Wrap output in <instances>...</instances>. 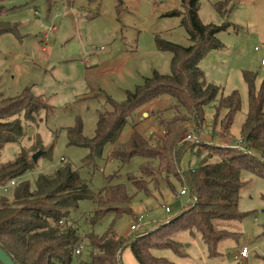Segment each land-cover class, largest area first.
<instances>
[{"label":"rangeland","instance_id":"obj_1","mask_svg":"<svg viewBox=\"0 0 264 264\" xmlns=\"http://www.w3.org/2000/svg\"><path fill=\"white\" fill-rule=\"evenodd\" d=\"M225 1L203 0L198 12L203 24L230 23L229 29L217 36L223 48L210 53L200 62V67L207 82L219 86L224 95L232 91L240 94L241 110L235 115L228 135L223 132L221 118L213 122L212 108L216 105L205 109V122L198 139L194 128H189L184 136V141L192 142H187V146L195 142L196 147L182 156L183 171L196 168L202 161L217 163L216 156L206 155L214 154L217 146L240 145L239 134L248 102L242 74L245 71L256 74L258 86L264 77V0H232V10L223 20L214 5ZM68 2L0 0V20L18 24L16 35L0 36V95L13 98L30 88L35 96L48 99L51 107L37 124L27 123L28 131L19 146L6 145L0 163L11 161L21 147L30 149L36 135H40L43 145L53 147L48 155L38 158L35 172H51L65 160L79 167L86 152L65 145L66 129L80 122L83 135L92 138L99 114L108 109V98L122 103L126 93L142 85L153 72L169 74L171 54L156 48V36L181 47L190 45L188 34L180 26L181 20L167 16L180 9V0H70L69 5ZM173 102L169 96L160 97L140 108L125 125L118 143L126 142L133 132L146 139L154 136L152 142L160 139L163 134L155 117L171 118L169 108ZM111 150H105L103 160L98 161V170L92 173L78 169V174L97 194L110 176L111 184H125L133 194L126 176L136 174L142 160L134 159L121 168L110 158ZM34 173L26 175V179L34 178ZM242 178L247 183L238 200L243 219L219 225L218 229L237 236L219 244L221 254L217 260L208 257L199 239L192 241L186 235L177 239L180 250L186 252L185 258L168 249L157 250L153 255L174 264H264V180L250 172H243ZM172 186L175 192L163 188L161 198L158 192L151 199L137 195L131 203V214L118 219L109 214L94 229L84 222L96 209L90 201L79 203L70 221L80 229L81 237L92 230L100 236L112 226L118 236L133 239L142 231L171 220L191 203L189 196L180 197L183 190L180 184L173 180ZM166 208L170 214L165 212ZM140 217L143 224L138 231L131 232L130 227ZM243 247L249 250L246 260L238 259ZM76 250H79L77 256L89 261L84 241ZM121 264H138L128 248L123 251Z\"/></svg>","mask_w":264,"mask_h":264},{"label":"trees","instance_id":"obj_2","mask_svg":"<svg viewBox=\"0 0 264 264\" xmlns=\"http://www.w3.org/2000/svg\"><path fill=\"white\" fill-rule=\"evenodd\" d=\"M180 2V9L167 16L181 20L180 26L188 34L190 45L181 47L156 36V48L171 54L169 74L153 72L142 85L127 92L122 103L108 98V109L99 114L92 138L83 135L80 122L66 129L65 145L86 152L79 167L65 160L51 172H35L38 164L32 161V155L42 152L46 156L53 147L43 145L40 135H36L30 149L21 147L11 161L0 163V187L16 180L15 186L0 196V249L14 264H121L126 248L138 264H174L155 257L153 252L168 249L185 258L186 252L180 250L177 240L183 235L192 241L199 239L208 257L217 260L221 254L219 244L235 240L236 233L218 227L224 222L243 219L238 210V200L247 185L242 173L250 172L264 180V77L258 86L256 74L247 71L242 74L248 102L239 134L240 145L217 146L214 154H206L216 156L217 163L202 161L196 168L183 171L182 156L196 147L195 142L187 146L191 141H184L188 129L194 128L198 139L205 122V109L216 105L212 108L213 122L221 118L223 132L229 135L234 117L241 110V98L236 91L224 95L219 86L207 82L200 67V62L210 53L223 48L217 36L226 32L230 23L203 24L198 17L203 0ZM231 2L214 5L221 19L225 20L231 12ZM17 31L18 24L0 20V36L16 35ZM168 96L174 101L169 108L171 118L155 117L163 134L160 139L152 142L154 136L146 139L133 132L126 142L118 143L125 125L140 108ZM50 110L48 99L35 96L30 88L13 98L0 95V154L6 145L19 146L28 131L27 123L37 124ZM109 148H112L110 158L121 168L134 159L142 160L137 173L126 176L133 194L125 184H111V176L97 194L78 174V169L92 173L98 170V161L103 160ZM33 173L34 178L27 180L25 176ZM172 179L187 189L183 197L189 196L191 203L171 220L142 231L133 239L118 236L112 226L100 236L92 230L82 238L80 229L70 221L79 203L84 201L96 207L84 220L90 229L109 214L116 219L131 214V203L137 195L151 199L155 192L161 198L163 188L175 192ZM83 241L88 262L75 253Z\"/></svg>","mask_w":264,"mask_h":264},{"label":"built area","instance_id":"obj_3","mask_svg":"<svg viewBox=\"0 0 264 264\" xmlns=\"http://www.w3.org/2000/svg\"><path fill=\"white\" fill-rule=\"evenodd\" d=\"M262 64H264V61H262ZM190 138H191V136L188 135L187 139H190ZM15 183H16V180H15V181H11L9 184H7V185H5V186H3V187H0V191H1L2 193L7 194L8 191H9V189L15 186ZM186 192H187V189H183V190L181 191V196H180V197H183V196L186 194ZM165 212L168 214V213H170V210H169L168 208H166ZM136 220H137V221L135 222V224L132 225V226L130 227V231H131V232H136V231H138V229H140V227H141V225L143 224V221H144L142 217H140V218H138V219H136ZM79 249H80V248H79ZM75 253H76L77 255H79V250H76ZM248 255H249V250H248V248L243 247V248H241V250H240V252H239V254H238V259L246 260V259L248 258Z\"/></svg>","mask_w":264,"mask_h":264},{"label":"water","instance_id":"obj_4","mask_svg":"<svg viewBox=\"0 0 264 264\" xmlns=\"http://www.w3.org/2000/svg\"><path fill=\"white\" fill-rule=\"evenodd\" d=\"M43 155L42 152H37L34 155H32L31 159L34 163H37L38 158ZM0 264H14V262L11 260V258L6 255V253L0 249Z\"/></svg>","mask_w":264,"mask_h":264},{"label":"crops","instance_id":"obj_5","mask_svg":"<svg viewBox=\"0 0 264 264\" xmlns=\"http://www.w3.org/2000/svg\"><path fill=\"white\" fill-rule=\"evenodd\" d=\"M170 213H171V212H170ZM170 213H169V214H170Z\"/></svg>","mask_w":264,"mask_h":264}]
</instances>
